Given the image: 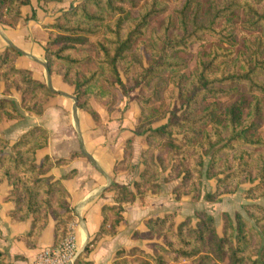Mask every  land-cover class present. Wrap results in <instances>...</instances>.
<instances>
[{"label": "trees", "instance_id": "16d2710c", "mask_svg": "<svg viewBox=\"0 0 264 264\" xmlns=\"http://www.w3.org/2000/svg\"><path fill=\"white\" fill-rule=\"evenodd\" d=\"M174 1L180 6L165 16L158 30L151 31L146 64L138 47L145 45L143 38L152 19L167 13L163 0H83L46 27L47 67L73 87L80 110L97 118L89 102L95 99L111 113L114 91L119 89L126 95L138 88L140 116L133 137L143 136L147 143L140 154L142 169L133 188L118 183L108 186L114 205L102 207L99 231L75 264H91L83 258L103 235L116 233L123 221V205L143 200L151 188L158 190L157 180L167 169L165 181L181 180V186L173 190L177 198L190 195L198 199L203 178L216 180L214 191L203 196L211 203L224 194H234L245 181H258L246 191V197L264 196V140L256 133L264 121L259 98H264V0H206L205 9L198 0ZM26 3L0 0V24L15 27L20 7ZM240 11V26L249 35L235 54L231 18ZM204 35L215 37L217 42L207 59H199L196 70L187 76V65L179 54L189 53L193 43H203ZM18 55L14 48L5 50L0 59V83L5 92L13 88L20 93L23 110L39 115L54 92L35 81L30 71L15 66ZM240 86L247 88L250 99L240 95L225 106L219 102ZM175 92L178 105L169 111L164 124L152 127L150 106L161 97L171 101ZM21 117L12 100L0 98V124ZM47 137L44 128L33 127L9 144L0 132V181L11 186L12 217L32 218L29 233L22 237L28 244L38 240L52 216L53 244L57 245L73 219L61 181L44 176L54 163L49 157L39 164L35 160L36 151L47 145ZM132 141H125L115 172L128 167ZM59 162L63 160L55 163ZM242 209L246 216L223 213L222 236L216 233L213 217L203 210L195 213V225L186 219L175 227L171 214L151 218L146 221L149 235H158L164 246H156L152 256L133 252L143 256L139 264H264V208L246 204ZM0 264H4L1 255Z\"/></svg>", "mask_w": 264, "mask_h": 264}, {"label": "crops", "instance_id": "0c3cea01", "mask_svg": "<svg viewBox=\"0 0 264 264\" xmlns=\"http://www.w3.org/2000/svg\"><path fill=\"white\" fill-rule=\"evenodd\" d=\"M81 1L27 0L20 7V19L15 27L0 24V59L8 47L14 48L19 53L15 66L30 71L35 81L54 92L41 114H29L20 106V93L14 89L5 92L4 84L0 83V98L12 100L22 113L19 119L4 120L0 124V132L12 144L22 133L33 127L47 131V145L36 151L35 160L39 164L45 157H49L54 164L44 176L60 180L68 193V207L73 217L69 226L80 250L73 264L99 231L103 220L102 207L114 205L108 186L112 183H126L127 171L115 172L114 166L123 157L125 141L133 138L135 123L130 120V109L124 114H120L119 110L108 113L94 99L89 102L97 118L80 110L76 105L73 87L64 83L60 75L49 71L47 67L44 56L46 27ZM138 152V148H133V161L138 158ZM71 153L77 155L71 157ZM58 160L63 162L55 163ZM71 171L72 175L65 177ZM10 191L8 182L0 181V255L4 264H30L42 248L53 245L55 221L49 216L38 240L26 243L22 237L29 233L32 218L12 217L15 205L10 199ZM158 197L157 194L148 193L143 201L125 203L123 221L116 227V233L103 235L89 255L83 258V262L131 264L124 259L133 257L129 253L133 247L152 256L147 248L150 240L137 239L134 233H147L146 221L156 216L162 218L166 214L163 201ZM119 252H124L121 257H118Z\"/></svg>", "mask_w": 264, "mask_h": 264}, {"label": "rangeland", "instance_id": "374dc122", "mask_svg": "<svg viewBox=\"0 0 264 264\" xmlns=\"http://www.w3.org/2000/svg\"><path fill=\"white\" fill-rule=\"evenodd\" d=\"M198 1L201 5H203L204 9L207 7V3L205 2L206 0H198ZM163 2L168 6L167 13L165 15L155 17L152 19L146 31V35L143 38L145 45L140 44L138 47V52L139 55L141 56L143 64H146L147 61L149 60V51H150L149 44L151 42V31L158 30L162 25L165 16L168 14L171 15L172 10L180 6V2H175L174 0H163ZM242 20H243V16L241 11L240 14L231 18V23L233 24V31L236 36V42H237V45L233 48V52L235 54L237 53V51L242 50V41L245 37L249 35L248 34L249 32H246L240 26ZM216 42L217 40L215 37L211 35H204L203 43H198V42L193 43L190 47L189 53L179 54L180 58L187 65V68L184 71V73L187 76L190 75L191 72L196 70L197 62L199 59H207L206 57L207 54L210 52L212 45H215ZM123 81H125L124 78ZM128 88H130V86H128ZM138 91L139 90L137 88L132 91H129L128 94L123 95L121 90L117 89L116 91H114L113 103L110 102L109 104V105L111 104L115 105L111 113H113L115 110H119L120 114H124L130 109L132 113L130 120H134L135 122V123L133 122L134 128L136 126L138 117L140 116V105L137 100V96H139ZM240 95L250 99V94L247 92V88H245L244 86H240L237 88L235 92H233L229 96L219 98V102L223 106H225L230 102L234 101L236 98L240 97ZM259 98H261L260 100L263 107V115H264V98L261 96H259ZM177 105L178 102L176 98V92L174 93V97L171 99V101H168L166 98L161 97L159 101L152 104L150 106L151 110H149L150 112H152V115L154 117V122L152 123V127H158L164 124L169 116V111H171L173 107ZM256 133L259 134V136L264 140V121L261 122V126ZM133 139L134 140L131 142L132 152H131L130 162L128 164V167L124 168L125 170H122V171H127L128 173V177L126 178L125 181L126 183H124V185L129 186L131 189L133 188L132 186L133 183L138 180V174L142 169L140 154L147 149V143L143 136L141 137L136 136L133 137ZM133 148H138L139 151L138 158L134 159V161H133ZM139 167H141L140 170ZM167 172L168 169L162 172L157 180L159 184V189L158 190L152 188L149 189L146 192L145 197L148 195V193L157 194L159 196L158 199L163 201L162 206L164 207V211H166L165 215L168 214L173 215V223L175 227L178 226L180 223L184 222L186 219L190 220L191 225H195L197 220L195 218V213L197 211L203 210L213 217L216 233L219 236H222L223 213L226 212L229 215L233 216L234 213L240 212L241 214L246 216L244 210L242 209V206L246 204H257L264 208V196L258 199H250L246 197L247 196L246 191L257 185L258 184L257 180L253 182L245 181L239 186L238 190L234 194H224L220 197L218 202L211 203L204 200L203 196L207 192L211 193L214 191L216 180L214 179L206 180L203 178L202 191L198 199H194L190 195H182L177 198L176 194L173 193V190L174 187L181 186V180L177 179L168 182L165 181L164 177L166 176ZM223 176L224 175H222V177ZM152 218H157V216ZM251 223L253 224V221H251ZM134 237L137 239L150 240V243L147 245V248L149 249L148 252L149 253L151 252L152 254L156 246H164L162 238H160L158 235L156 234L149 235V228L147 233L145 234H141L138 232L134 233ZM252 241H254L253 237H252ZM263 245H264V241H263ZM134 250L142 251L137 247H133L132 249H130L129 250V253H131L130 256L133 257L124 259L126 263L129 262L131 264L133 263L139 264L140 261L143 259V256L139 255V253L133 252ZM142 252L145 253L144 251ZM122 255H123L122 253L118 254V257H121ZM165 258L167 259L166 256ZM253 258H255V256Z\"/></svg>", "mask_w": 264, "mask_h": 264}, {"label": "built area", "instance_id": "2783aa9c", "mask_svg": "<svg viewBox=\"0 0 264 264\" xmlns=\"http://www.w3.org/2000/svg\"><path fill=\"white\" fill-rule=\"evenodd\" d=\"M77 251V241L69 226L63 240L57 245L42 248L30 264H73Z\"/></svg>", "mask_w": 264, "mask_h": 264}, {"label": "water", "instance_id": "95a60500", "mask_svg": "<svg viewBox=\"0 0 264 264\" xmlns=\"http://www.w3.org/2000/svg\"><path fill=\"white\" fill-rule=\"evenodd\" d=\"M80 253V250L78 251V254Z\"/></svg>", "mask_w": 264, "mask_h": 264}]
</instances>
